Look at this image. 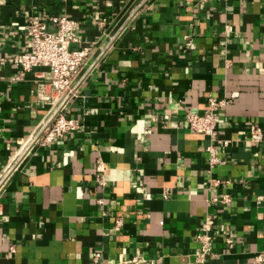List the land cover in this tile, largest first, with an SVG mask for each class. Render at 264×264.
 <instances>
[{
  "label": "crops",
  "instance_id": "crops-1",
  "mask_svg": "<svg viewBox=\"0 0 264 264\" xmlns=\"http://www.w3.org/2000/svg\"><path fill=\"white\" fill-rule=\"evenodd\" d=\"M50 15L77 21L72 47H90L94 66L65 110L80 126L33 147L0 191V264H200L206 215L204 264L264 250V0H0V56L29 51L27 22ZM18 75L0 64V171L48 109L36 95L45 68ZM208 97L229 100L212 167L208 137L183 122ZM224 193L228 203L211 201Z\"/></svg>",
  "mask_w": 264,
  "mask_h": 264
},
{
  "label": "built area",
  "instance_id": "built-area-1",
  "mask_svg": "<svg viewBox=\"0 0 264 264\" xmlns=\"http://www.w3.org/2000/svg\"><path fill=\"white\" fill-rule=\"evenodd\" d=\"M55 25V29H49L48 25ZM78 23L67 15H50L44 19L32 17L26 25L25 32L29 39V51L8 57L0 56V64L8 62L14 65L19 75L34 67H44L47 77L37 85L36 95L40 104L48 105L45 117L38 123L34 130L28 135L21 147L14 153L11 159L0 171V191L7 182L10 174L20 165L27 153L35 146H43L61 139L69 131L77 129L80 123L75 118L65 115V110L70 100L77 96V86L84 78L87 71L94 66L92 62L85 66L89 56L90 47L84 46L73 48L78 42ZM185 48L191 46V38L188 34L183 36ZM84 74L80 75L83 67ZM226 99L207 98V106L202 112L187 110L183 113L185 127L192 133L202 134L208 137L209 143L206 150L209 153L208 166L223 163L215 152V146L225 145L226 141L218 137L216 128L218 111L227 103ZM249 139L253 144H258L263 133L261 127L255 124L249 125ZM95 180L102 188L107 185L104 166L97 161L95 166ZM217 184L227 183V179L214 180ZM138 186L143 188L144 181L139 180ZM230 195L224 193L220 198L213 197L212 202L226 204L230 201ZM98 199V202H101ZM212 219L210 215L204 217L200 230L196 234L199 249L195 253V261L204 264L208 255H214ZM234 240L225 238L228 248H231ZM100 253H93L97 261ZM244 264H264V250L254 254L253 258Z\"/></svg>",
  "mask_w": 264,
  "mask_h": 264
}]
</instances>
